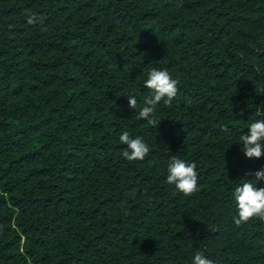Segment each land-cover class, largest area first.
<instances>
[{
	"label": "trees",
	"instance_id": "obj_1",
	"mask_svg": "<svg viewBox=\"0 0 264 264\" xmlns=\"http://www.w3.org/2000/svg\"><path fill=\"white\" fill-rule=\"evenodd\" d=\"M152 68L178 81L155 127L127 98L145 106ZM261 118L264 0H0V264H264L232 195L264 187L240 141ZM173 156L192 196L166 183Z\"/></svg>",
	"mask_w": 264,
	"mask_h": 264
},
{
	"label": "clouds",
	"instance_id": "obj_2",
	"mask_svg": "<svg viewBox=\"0 0 264 264\" xmlns=\"http://www.w3.org/2000/svg\"><path fill=\"white\" fill-rule=\"evenodd\" d=\"M182 6V5H178ZM39 17L36 14L27 16V23H37ZM144 87L150 90L151 95L146 97L142 108L138 109L135 96H129L128 104L130 109L138 110V119L145 120L149 125L157 126L160 121L155 117L156 106L163 102L171 105L177 95L178 81L173 79L166 70L152 68L149 70ZM227 129H225L226 131ZM242 152L248 159H260L264 156V118L252 122L248 131L240 136ZM119 142L126 145L122 155L129 162L143 161L149 154V146L142 137L133 138L128 131H123L119 136ZM197 165L188 163L183 159L173 156L167 169L166 183L173 185L178 193L185 197L192 196L198 190ZM247 175H253L249 172ZM255 181L264 180V168L256 170ZM237 207V215L233 217L237 227L249 223L253 219L264 222V187H257L251 181L244 182L237 186L233 193ZM192 264H213L202 252H197Z\"/></svg>",
	"mask_w": 264,
	"mask_h": 264
}]
</instances>
